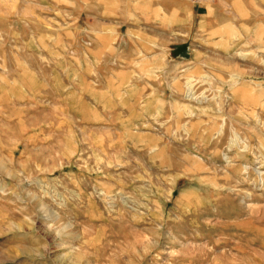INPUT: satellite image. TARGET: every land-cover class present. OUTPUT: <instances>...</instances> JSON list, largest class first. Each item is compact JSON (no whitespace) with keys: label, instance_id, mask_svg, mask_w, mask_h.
<instances>
[{"label":"rangeland","instance_id":"obj_1","mask_svg":"<svg viewBox=\"0 0 264 264\" xmlns=\"http://www.w3.org/2000/svg\"><path fill=\"white\" fill-rule=\"evenodd\" d=\"M80 1L74 38L158 6L175 43L100 116L55 40L50 89L0 90V264H264V0Z\"/></svg>","mask_w":264,"mask_h":264},{"label":"crops","instance_id":"obj_2","mask_svg":"<svg viewBox=\"0 0 264 264\" xmlns=\"http://www.w3.org/2000/svg\"><path fill=\"white\" fill-rule=\"evenodd\" d=\"M80 2V0H12L13 7L10 11L7 7L10 1L3 0V5H0V12H3L0 19L5 22V28L0 29V90L7 89L9 84L13 88L18 84L22 92V98L19 99L27 100L36 99L42 92L50 89L52 76L51 69L47 70V65L50 68L52 66L54 40L60 58L63 59L61 80L66 83L68 89L69 69L73 66L75 68L73 78L88 86L95 97L93 102L88 100V103L96 116L103 114V110L100 109L104 105L102 100L107 99L110 102L117 95L116 91L123 89L125 79L133 81L137 73L159 71L156 60L163 59L165 50L170 49L165 48L166 43H175L163 39L164 36H171L160 29H174L176 23L171 22L170 15L166 16L168 20L162 19V11L158 6L142 7L139 12L127 7L124 10L125 15L130 14L134 25L130 28L126 26V34L122 37L123 48L119 49L117 44L120 33L111 21H108L102 30L88 29L86 36L76 35L74 38L72 27L76 25L91 27L97 21L96 16L92 21L85 20L84 8ZM112 10L108 7V14H112ZM53 25L61 26L54 38ZM183 44L185 43L178 41L173 49ZM72 49L74 53L70 54L69 51ZM97 79H101L99 86L94 83ZM31 82L37 84L34 90L30 86ZM44 95L46 96L45 93ZM88 95L85 93L82 96L88 99ZM50 98L51 94H48L44 98H39L37 102L51 103ZM12 103L22 105L16 100Z\"/></svg>","mask_w":264,"mask_h":264}]
</instances>
